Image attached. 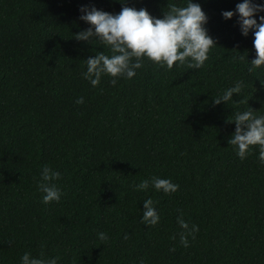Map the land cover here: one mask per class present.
Listing matches in <instances>:
<instances>
[{
  "label": "trees",
  "instance_id": "1",
  "mask_svg": "<svg viewBox=\"0 0 264 264\" xmlns=\"http://www.w3.org/2000/svg\"><path fill=\"white\" fill-rule=\"evenodd\" d=\"M192 2L216 43L201 68L145 58L132 79L113 86L104 75L93 87L86 60L112 53L74 38L91 27L80 9L116 15L119 0H0V264H22L25 253L57 264H264L259 146L241 160L228 143L238 112L264 116V66L248 71L256 52L238 23L243 0ZM188 3L127 0L161 19ZM224 11L235 14L226 20ZM238 81L240 94L213 103ZM45 166L60 173L51 182L59 202H42ZM153 177L178 191L155 190ZM144 180L148 189L134 190ZM147 199L155 226L141 222ZM178 218L199 228L188 247Z\"/></svg>",
  "mask_w": 264,
  "mask_h": 264
},
{
  "label": "clouds",
  "instance_id": "2",
  "mask_svg": "<svg viewBox=\"0 0 264 264\" xmlns=\"http://www.w3.org/2000/svg\"><path fill=\"white\" fill-rule=\"evenodd\" d=\"M119 2L124 6L116 15L95 7L80 9L82 13H85L80 19L91 27L75 34L74 38L90 44L93 40H99L112 53L108 56L100 52L94 58L90 57L86 60L87 71L83 73V76L93 87L100 84L104 75L113 78L111 80L113 86L120 77L132 79L136 75V69L143 67L145 58L160 67L166 65L168 70L177 63L180 65L187 63L189 69H199L208 59L210 49L216 45L204 27L208 20L206 14L201 5L193 3L192 0H189L186 7L171 5L170 10L164 12L162 19L152 17L146 9L136 10L127 6V0H119ZM259 12H264V5L253 3V0H243L236 6L242 35L246 37L250 31L254 35L256 58L250 62L252 65L248 69L250 73L264 66V16L259 17L260 23L253 18ZM234 14L233 11L222 12L226 20L231 19ZM243 88V82L238 81L222 96L213 99V103L226 104L233 99L234 94H240ZM76 103L83 104V98L77 99ZM228 122H234L236 125L235 132L228 143L238 149L237 156L244 160L252 146H259V160L261 164H264V116L257 117L253 111L238 112L234 120H228ZM59 178V172H54L47 166L43 168L41 173L43 182L38 187L44 193L42 201L44 204L60 201L62 193L51 183ZM151 183L155 190L163 191L165 194L175 193L179 189V185L172 183L169 179L153 177ZM148 187L149 181L144 180L136 185L134 190L143 191ZM159 220L153 200H145L141 222L155 226ZM178 223L187 232V235L181 234L180 242L184 247H188L187 236L191 235L195 239V233L199 231V228L193 225L189 231V225L183 219L178 218ZM98 237L100 241L108 242L109 238L105 233H99ZM21 259L22 264H57L56 259L32 258L29 253H25Z\"/></svg>",
  "mask_w": 264,
  "mask_h": 264
}]
</instances>
